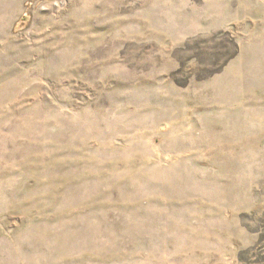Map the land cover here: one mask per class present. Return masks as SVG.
<instances>
[{
    "label": "rangeland",
    "instance_id": "obj_1",
    "mask_svg": "<svg viewBox=\"0 0 264 264\" xmlns=\"http://www.w3.org/2000/svg\"><path fill=\"white\" fill-rule=\"evenodd\" d=\"M0 264H264V0H0Z\"/></svg>",
    "mask_w": 264,
    "mask_h": 264
}]
</instances>
